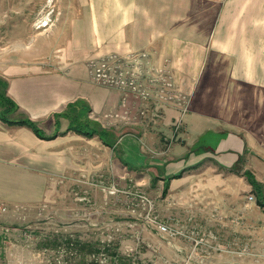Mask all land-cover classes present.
I'll return each instance as SVG.
<instances>
[{
	"label": "crops",
	"instance_id": "obj_1",
	"mask_svg": "<svg viewBox=\"0 0 264 264\" xmlns=\"http://www.w3.org/2000/svg\"><path fill=\"white\" fill-rule=\"evenodd\" d=\"M186 5V0H120L114 13L98 12L96 22L88 21L71 51L50 65L26 62L14 53L6 56L0 76L13 108L3 115L0 107V198L10 200L4 187L17 196L18 178L10 175L21 173L28 158L82 156L98 158L100 168L146 185L153 199L157 194L176 201L175 208L181 207L172 211L186 207V215L201 222L213 212L226 219L240 213L246 239L253 223L264 222V207L256 199H246L243 207L244 201L236 198L240 191L254 192L246 170L254 175L258 170L250 169L251 161L259 166L264 155V129H258L256 139L248 128L255 115L246 103L248 83L259 99L253 109L264 119V49L251 52L242 24L236 28L241 31L231 34L233 28H227L229 37H220L227 16L223 11L213 22L218 2L205 19L201 38L187 37V23L180 24L177 17ZM203 6L202 13L208 11ZM101 62L113 63L123 86L95 81ZM219 78H227L228 86ZM128 82L147 92L148 99L132 93ZM66 112L77 113L103 136L69 130ZM21 120L35 123L43 136ZM236 166L241 167L240 181H235ZM220 168L232 177L220 181ZM203 170L215 174L192 181ZM221 225L213 224V231L230 233ZM253 232L262 235L252 244L264 246V225Z\"/></svg>",
	"mask_w": 264,
	"mask_h": 264
},
{
	"label": "rangeland",
	"instance_id": "obj_2",
	"mask_svg": "<svg viewBox=\"0 0 264 264\" xmlns=\"http://www.w3.org/2000/svg\"><path fill=\"white\" fill-rule=\"evenodd\" d=\"M186 1V12L181 11L177 17L180 24L187 23V37L201 38L205 19L218 2V14L212 21L217 23V16L219 20L223 11L227 16L220 37H229L227 28H233L229 32L232 34L241 31L236 28L244 25L242 33L251 43L248 47L251 52L257 55V50L264 49V0ZM119 3L120 0H0V73L3 60L12 53L26 62L52 64L58 56L71 51L77 32L87 28L88 21L96 22L98 12L114 13ZM202 4L208 11L202 13ZM170 10L174 18L173 6ZM104 65L113 67V63ZM220 70L224 73L225 68ZM219 81L228 86L227 78ZM4 84L0 76V93L5 92ZM251 85L246 83V103L256 118L248 128L258 139L264 119L253 109V103L259 99ZM258 159L262 163L257 166L251 161L250 168L258 171H253V175L246 170L245 176L247 180V173L255 176L260 191H240L236 198L244 201L243 207L249 194L255 201L260 193L264 201V155ZM100 163L98 158L88 161L82 156L72 160L28 158L21 173L10 175L18 178L19 190L15 196L4 187V194L10 200L0 198L5 208L0 210V264H111L108 262L111 256L104 250L95 257L89 251L74 254L72 246L66 243L76 240L96 243L95 249L110 243L119 257L132 260V264H264V246L252 244L258 243L262 235L253 231L264 222L253 223L246 239V221L240 213L226 219L213 212L201 222L192 214L186 215V207L183 211H172L178 204L176 201L157 194L153 199L146 185L102 169ZM249 165L246 160V169ZM234 169L235 181L242 180L241 172L238 174L241 167ZM213 174L203 170L191 178L192 181L210 178ZM217 174L220 181L232 177L221 168ZM213 224L227 225L230 233H215ZM160 225L169 227V232L162 231Z\"/></svg>",
	"mask_w": 264,
	"mask_h": 264
},
{
	"label": "trees",
	"instance_id": "obj_3",
	"mask_svg": "<svg viewBox=\"0 0 264 264\" xmlns=\"http://www.w3.org/2000/svg\"><path fill=\"white\" fill-rule=\"evenodd\" d=\"M4 86L6 87V84H4ZM1 92L2 93H0V107L2 108L1 112L4 115V114H7V112H9L10 110H12L13 103L10 99H8V97L5 96L4 91H1ZM71 106L72 105H70V107ZM67 113H69V112H66V114ZM67 115L70 116V118H69V121H70L69 130H73L74 132H76L78 134H82L86 137H91L94 134H98L100 136H103L102 131H98V129H95L93 127L88 128L86 121H85L86 125H84L83 120L80 118V116L77 113L74 114V112H70V114H67ZM18 123L26 125L27 127H29L36 135L43 136L41 130L32 121L21 120ZM104 142H106V140H104ZM247 174H248V176H247L248 181L250 182L252 187L255 190H259L260 184L254 179V177L251 174H249V173H247ZM258 195H259V198H257L256 202L259 206L264 207V201H262V196L260 193H258ZM66 244H68V245L70 244L72 246L70 249L76 255L80 254L78 251H80V252L89 251V253L93 254V256L95 257L98 253H100L102 250H104L105 253H107L111 256L108 260V262H110L111 264H117V263L118 264H132V262H133L132 260H129V259L123 260V258L119 257L118 253L112 249L113 247L110 243L102 245L101 249H95L96 243L94 245L91 242H80L78 240H76L74 243L73 242H71V243L67 242Z\"/></svg>",
	"mask_w": 264,
	"mask_h": 264
},
{
	"label": "built area",
	"instance_id": "obj_4",
	"mask_svg": "<svg viewBox=\"0 0 264 264\" xmlns=\"http://www.w3.org/2000/svg\"><path fill=\"white\" fill-rule=\"evenodd\" d=\"M95 79L97 80V82H100L102 84H105L109 87H121L124 85V82L122 81L121 77L119 76V74L116 72L115 70V66H106L104 65V67L99 68L98 72L95 75ZM127 87H129L128 89L136 94L137 96H139L142 99H145L147 97L146 94L142 93L139 90V87H137V85L128 82L127 83ZM148 99V97L146 98ZM252 196H248V200H252ZM0 210H5L4 207H2V204H0ZM160 229L164 232H169V227L165 226V225H160Z\"/></svg>",
	"mask_w": 264,
	"mask_h": 264
}]
</instances>
